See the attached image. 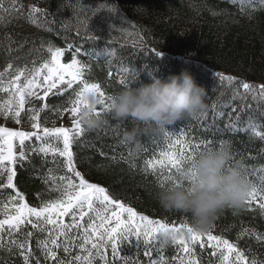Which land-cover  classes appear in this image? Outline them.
<instances>
[{"label":"trees","instance_id":"1","mask_svg":"<svg viewBox=\"0 0 264 264\" xmlns=\"http://www.w3.org/2000/svg\"><path fill=\"white\" fill-rule=\"evenodd\" d=\"M4 2L7 5V0ZM80 2L84 12L78 10ZM22 5V12L5 13L0 24V73H6L2 81L4 86L15 78L17 69L31 68L33 62H48L51 54L47 49L51 47L64 53L62 61L65 64L80 60L89 69L86 79L99 83L111 97L126 87L139 88L150 84L153 78L166 80L182 71H188L197 86L207 93L206 112L170 128L172 140L135 121H115L103 111L108 101L97 104L96 110L102 113L101 127L94 131L83 127L85 134L74 142L72 149L75 171L85 182L99 185L114 203L131 208L137 216L169 226L190 225V217L167 212L160 206L158 194L174 184L170 181L161 188L160 178L146 165L156 161L162 152L174 151V144L179 147L185 141L200 143L198 158L201 153L227 142L232 148L233 162L242 163L245 176L253 188L260 191L256 201L247 206L254 211L224 210L207 233L227 239L246 253V259L255 257L264 261V241L260 239L264 237V216L258 207L259 196L264 195L261 184L264 179V171H261L264 169V100H254L242 89L240 92L246 98L236 99V85L227 83L232 79L237 84L248 83L254 89L264 88V0H22ZM33 8L38 11L33 13ZM98 9L105 10L97 12ZM120 79L126 86L119 82ZM6 98L7 94L0 92V103ZM70 98L65 89L63 97L53 93L47 101L32 102V107L47 105L54 109L39 112L42 127L58 129L70 113L67 110ZM28 107H25L22 122L30 125ZM57 111L62 115H57ZM133 129H137L142 144V151L136 155L121 143L123 134ZM207 142H211L210 149L203 147ZM28 144L31 148L40 147L35 137ZM19 154L17 148L16 155ZM15 171L16 191L34 210H41L43 203L57 198V193H49L52 179L60 183L58 178L66 176L78 182L66 172L62 158L45 157L42 153L26 152L25 161L19 162ZM6 175L5 179H0V213L9 199L15 198L11 189L3 188ZM180 179L177 177V182ZM18 206V202L8 204L9 209ZM3 218L0 215V220ZM64 222L70 221L65 217ZM113 226L114 223L108 225L109 228ZM27 231L35 233L27 243L40 264H54L44 259L41 250L47 235L35 232L31 226ZM241 236L243 238L238 239ZM14 238L25 242L21 234L5 235L0 264H23L21 251L15 247L10 252L6 250ZM120 247L122 257L118 261L112 260L108 249L109 264H122L124 259L135 264H150L145 255L149 246L143 239L132 236L122 241ZM177 248L172 243L163 245V257L175 262L181 255ZM57 252L60 258L65 257L62 251ZM78 254L75 249L73 257ZM152 256L156 257V253ZM196 256L203 264H221L219 255L213 256L211 249L196 248Z\"/></svg>","mask_w":264,"mask_h":264},{"label":"snow or ice","instance_id":"2","mask_svg":"<svg viewBox=\"0 0 264 264\" xmlns=\"http://www.w3.org/2000/svg\"><path fill=\"white\" fill-rule=\"evenodd\" d=\"M78 10L85 11L81 2L78 3ZM104 10L98 9L97 12ZM106 10L113 11V9ZM9 11L16 14L22 12V0H7V5L4 0H0V24L3 23L5 13ZM31 11L35 13L38 9L33 8ZM47 51L51 54V59L48 62L40 64L33 62L34 66L31 68L17 69L15 78L7 86L2 83L6 73H0V92L7 94V98L0 103V116L20 124L21 114L25 112L27 104L29 105L28 118L32 128L35 129L31 134H26L23 131H9L0 127V179H5L4 174H7V182L3 184V188L11 189L15 193V198L9 199L8 204L18 202L20 205L9 209L6 204L4 211L0 213L4 216L0 220V250L5 249L3 244L5 235L16 237L17 234H21L25 242L21 243L19 238H14L6 246V250L10 252L15 247L21 251L23 264H30L33 260L35 264H40L27 243L28 238L35 235L34 232L27 231L28 226H31L35 232L47 235L48 239L41 243V250L44 253V259L50 260L54 264H100L101 261L103 264H109L108 249L111 250L113 261L121 260L120 245L122 241L129 240L132 236L138 240L143 239L144 244L149 246L145 250V255L148 256L150 264H203L202 259L196 256V248L211 249L213 256L219 255L221 264L226 261H230L231 264H264V261H259L255 257L246 259V253L238 250L236 245L229 243L227 239L217 238L211 233L203 235L194 233L186 223H182V227L169 226L164 222H154L143 216H137V213L131 208L114 203V200L109 198V193L103 188L86 183L83 176L75 171L76 165L72 151L74 142L85 134L80 122V113L83 108L89 106L85 103V97H98L99 104L103 105L111 99V96L106 94L99 83H91L86 79L89 69L80 60L74 59L65 66L60 62L64 56L63 52L51 47ZM109 55L115 57L114 53ZM8 71H11V66ZM119 82L126 86L123 79H120ZM227 83L236 85L234 96L236 99L243 101L246 98L240 92L242 89L244 94H248L254 100H264V88L254 89L248 83L237 84L232 79H228ZM61 85H65L70 94L67 110L71 113L74 123L71 129L50 130L47 127H42L39 112L54 111V109H49L47 105L43 108L31 105L33 101H47L53 90L59 89ZM56 95L65 96V90L56 92ZM103 111L108 113V105ZM56 114L62 115L60 111H57ZM94 114L97 118L102 115L97 110ZM34 137L40 142L39 148H31L28 144L33 141ZM165 137L168 140L173 139L170 130L165 134ZM14 141L18 142L15 146ZM210 144L211 142H207L203 147L210 149ZM222 146L223 144L220 145V147ZM172 147L175 149L174 151L169 149L162 152L156 161L146 165L152 170V174L160 178L161 188L170 181L173 182L174 187H185L182 180L186 170L185 166H188L187 169L193 166L196 154L202 145L200 143L190 144L185 141L180 143L179 147L175 144ZM17 148L20 149L18 156L15 154ZM26 152L37 155L42 153L45 157L51 155L53 158H62L65 162L66 172L71 173L78 182H73L66 176L58 178L60 183L52 179L53 187L49 189V193H57V198L54 201L43 203L41 210L30 208L24 203V198L14 186L17 175L15 168L19 162L25 161ZM53 163H57V161L53 160ZM177 177L181 178L178 182ZM51 178L52 174L50 173L49 179ZM261 184L264 186V179L261 180ZM258 191L260 190L253 188L250 193L246 202V212L254 211L253 208L247 206L256 201ZM259 199L261 203L258 207L261 215L264 216V195H260ZM65 217L68 218L69 223L64 222ZM136 220L141 223L135 224ZM113 223L114 226L109 228L108 225ZM181 232H186L188 235L176 239L172 243L178 246L177 251L181 255L175 262L165 259L162 255L164 244L160 239L161 233L179 234ZM243 235H248V233ZM241 238L243 236L238 237V239ZM260 239L264 241V237ZM75 249H78L79 254L73 257ZM57 250L65 254L63 259L60 258ZM153 252L156 253V257L152 256ZM122 264H135V262L124 259Z\"/></svg>","mask_w":264,"mask_h":264},{"label":"clouds","instance_id":"3","mask_svg":"<svg viewBox=\"0 0 264 264\" xmlns=\"http://www.w3.org/2000/svg\"><path fill=\"white\" fill-rule=\"evenodd\" d=\"M207 93L197 86L188 71L169 76L166 80L153 78L139 88L126 87L108 101V114L115 121H135L139 125L166 134L170 128L194 119L207 110ZM89 106L80 113V122L88 131L101 127L103 121L94 114L99 101L85 97ZM121 143L132 149L133 155L142 151L137 129L125 132ZM231 145L201 153L182 180L186 187H168L158 194V203L167 212L190 217L194 233L209 232L224 210L238 213L246 207L253 185L243 172L242 163H234ZM188 235L161 233L165 246Z\"/></svg>","mask_w":264,"mask_h":264},{"label":"rangeland","instance_id":"4","mask_svg":"<svg viewBox=\"0 0 264 264\" xmlns=\"http://www.w3.org/2000/svg\"><path fill=\"white\" fill-rule=\"evenodd\" d=\"M60 62L62 64H64L65 66L67 65V64L63 63L62 59H61ZM65 89H66V86L65 85H61L59 89L53 90L52 94L55 93V92L61 91V90H65ZM40 94L43 95V93H40ZM26 106H28V105L26 104L25 107ZM22 115H23V113L21 114V117H20V121H21L20 124L15 123L12 119L11 120H8V119L6 120L4 117L1 118L0 119V127H4L7 130H9V131H23L26 134H31L32 132L35 131V129L32 128L31 124L27 125V124H24L22 122ZM73 123H74V120L71 117V113H69L68 114V118L66 120H64L62 123L59 124L58 129L59 128L71 129L73 127ZM13 144L15 146L16 144H18V142L14 141ZM92 185L96 186V187H100L99 185H95V184H92ZM125 222L127 223L126 219H125ZM177 227H181V226H177Z\"/></svg>","mask_w":264,"mask_h":264}]
</instances>
